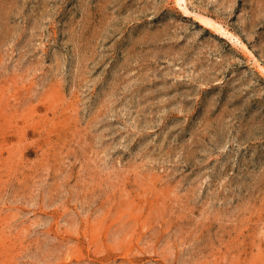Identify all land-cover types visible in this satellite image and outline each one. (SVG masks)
<instances>
[{"label": "rangeland", "instance_id": "obj_1", "mask_svg": "<svg viewBox=\"0 0 264 264\" xmlns=\"http://www.w3.org/2000/svg\"><path fill=\"white\" fill-rule=\"evenodd\" d=\"M186 6L0 0V264H264V0Z\"/></svg>", "mask_w": 264, "mask_h": 264}, {"label": "bare ground", "instance_id": "obj_2", "mask_svg": "<svg viewBox=\"0 0 264 264\" xmlns=\"http://www.w3.org/2000/svg\"><path fill=\"white\" fill-rule=\"evenodd\" d=\"M177 1V4L179 6H182L184 11L187 13V14H190L191 12L189 11L188 7L186 6L187 4V0H176ZM201 21L214 28L217 33H221L222 35L232 39L234 42L236 43H242L240 37L236 36L235 34H233L232 32H230L227 28H225L222 24L218 23L215 19H212L210 17H206V16H201ZM244 46V45H243ZM245 47V46H244ZM262 70L264 71V67H261Z\"/></svg>", "mask_w": 264, "mask_h": 264}]
</instances>
